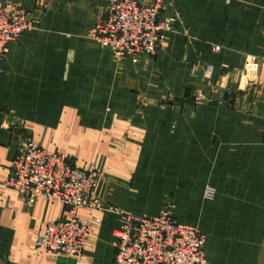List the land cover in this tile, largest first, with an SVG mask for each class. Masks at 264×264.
Masks as SVG:
<instances>
[{"label":"crops","instance_id":"crops-1","mask_svg":"<svg viewBox=\"0 0 264 264\" xmlns=\"http://www.w3.org/2000/svg\"><path fill=\"white\" fill-rule=\"evenodd\" d=\"M12 1L38 24L9 43L0 73V264H78L36 246L67 207L6 184L29 140L95 164L106 206L168 204L205 233L209 264H263L264 0H172L160 19L177 17L174 30L137 63L89 37L109 0ZM78 214L93 225L83 264H114L117 215Z\"/></svg>","mask_w":264,"mask_h":264},{"label":"built area","instance_id":"built-area-1","mask_svg":"<svg viewBox=\"0 0 264 264\" xmlns=\"http://www.w3.org/2000/svg\"><path fill=\"white\" fill-rule=\"evenodd\" d=\"M172 0H109L105 17L98 20L89 37L112 51L116 61L130 57L137 63L142 56H152L165 44L177 17L161 20V13ZM38 22L30 12L12 0H0V73L9 43ZM222 49L214 45L213 51ZM251 56V60H256ZM201 97H198L200 99ZM264 131V120H263ZM95 164L80 167L67 153L26 141L11 164L7 185L25 196L28 203L39 198L67 206V214L47 223L37 237V247L49 254L78 257L82 264L92 221L79 217L82 207L109 211L118 216L114 264H209L205 251L206 235L196 226L180 223L169 205L157 215H136L123 208L106 206L94 196L98 183ZM216 191L209 186L207 199ZM101 222L100 217H93Z\"/></svg>","mask_w":264,"mask_h":264},{"label":"rangeland","instance_id":"rangeland-1","mask_svg":"<svg viewBox=\"0 0 264 264\" xmlns=\"http://www.w3.org/2000/svg\"><path fill=\"white\" fill-rule=\"evenodd\" d=\"M30 141V140H29ZM38 145V144H37ZM40 146V145H39ZM42 147V146H41ZM96 166V165H95ZM97 168V167H96ZM11 173V172H10ZM98 179H99V177H98ZM7 184V183H6ZM8 186V185H7ZM9 187V186H8ZM24 196V195H23ZM25 197V196H24ZM42 198V197H41ZM40 199V198H39ZM44 199H47V198H44ZM27 200V199H26ZM38 200V199H37ZM47 200H49V199H47ZM50 201H53V200H50ZM28 202V201H27ZM56 202H58V201H56ZM61 203V202H60ZM30 204H32V203H30ZM167 205V204H166ZM66 206V205H65ZM112 206H114V205H112ZM67 207V206H66ZM117 207V206H116ZM68 210V209H67ZM170 210H171V208H170ZM171 212H172V210H171ZM118 217V216H117ZM63 218V217H62ZM54 221H56V220H54ZM46 227V226H45ZM92 230H93V227H92ZM115 232H116V229L114 230V236L116 237V234H115ZM37 241V240H36ZM88 241H89V239H88ZM114 242H115V240H114ZM87 244H88V242H87ZM87 244H86V246H87ZM36 246H37V244H36ZM37 248H39V247H37ZM42 250V249H41ZM42 251H44V250H42ZM44 252H46V251H44ZM115 252H116V250H115ZM47 253V252H46ZM47 254H49V253H47ZM50 255H56V254H50ZM57 255L59 256V255H66V254H58L57 253ZM83 255V254H82ZM68 256V255H67ZM71 257H74V256H71ZM75 258H77L78 259V257H75ZM80 260L82 261V264L84 263V261H83V256L80 258ZM263 264H264V261H263Z\"/></svg>","mask_w":264,"mask_h":264}]
</instances>
